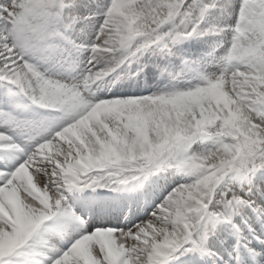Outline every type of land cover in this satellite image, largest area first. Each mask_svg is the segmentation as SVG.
Masks as SVG:
<instances>
[{"label":"snow or ice","instance_id":"snow-or-ice-1","mask_svg":"<svg viewBox=\"0 0 264 264\" xmlns=\"http://www.w3.org/2000/svg\"><path fill=\"white\" fill-rule=\"evenodd\" d=\"M0 264H264V0H0Z\"/></svg>","mask_w":264,"mask_h":264}]
</instances>
